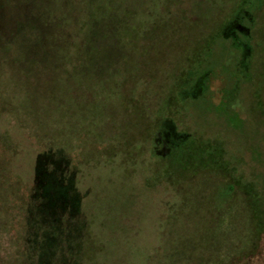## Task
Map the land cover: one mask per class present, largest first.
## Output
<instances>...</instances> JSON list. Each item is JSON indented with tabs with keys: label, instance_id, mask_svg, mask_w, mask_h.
Wrapping results in <instances>:
<instances>
[{
	"label": "rangeland",
	"instance_id": "obj_1",
	"mask_svg": "<svg viewBox=\"0 0 264 264\" xmlns=\"http://www.w3.org/2000/svg\"><path fill=\"white\" fill-rule=\"evenodd\" d=\"M260 2L246 70L217 35L243 0H0V264L34 261L28 205L48 150L77 173L78 264H264ZM198 65L210 90L182 99ZM163 117L218 161L173 163Z\"/></svg>",
	"mask_w": 264,
	"mask_h": 264
},
{
	"label": "trees",
	"instance_id": "obj_2",
	"mask_svg": "<svg viewBox=\"0 0 264 264\" xmlns=\"http://www.w3.org/2000/svg\"><path fill=\"white\" fill-rule=\"evenodd\" d=\"M261 4L260 0H243L234 18L229 19L217 30L218 39L229 41V44H233L237 51L243 49L241 63L242 68L246 70L245 63L252 53L251 45L245 41L251 38V26L249 27L246 21L251 24L254 22L253 10ZM235 24L248 27L249 32L236 27ZM197 55L200 63L202 56L200 48ZM197 69L199 65L195 70H189L184 74L187 75L186 79L178 87L182 99L198 98L200 94L203 96L205 91L209 92L210 79L203 77L204 75L200 76ZM201 82L206 84L204 88ZM158 127L154 135H157L158 140L161 139L160 143L168 147L173 163L182 161L181 164L183 162L187 164L188 159L193 155L197 156V163L205 162V158L218 161L216 158L209 157L208 153L211 151L209 148H198L190 141L191 133L177 132L178 130H175L177 123L171 117H163ZM168 132H173L169 140L166 136ZM70 166L64 163L62 156H57V153L50 150L40 153L36 159L34 183L28 205L29 217H27V220L31 222V233L34 234V261L30 264H71L72 258L75 257L78 264V259L82 257L80 247L87 218L82 210L80 211L82 194L77 187V173ZM228 187L231 190L234 188L231 184Z\"/></svg>",
	"mask_w": 264,
	"mask_h": 264
},
{
	"label": "flooded vegetation",
	"instance_id": "obj_3",
	"mask_svg": "<svg viewBox=\"0 0 264 264\" xmlns=\"http://www.w3.org/2000/svg\"><path fill=\"white\" fill-rule=\"evenodd\" d=\"M236 27H240L241 29H246V31H248L249 32V28L248 27H242L241 25H235ZM250 34H251V30H250Z\"/></svg>",
	"mask_w": 264,
	"mask_h": 264
}]
</instances>
